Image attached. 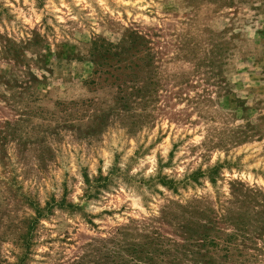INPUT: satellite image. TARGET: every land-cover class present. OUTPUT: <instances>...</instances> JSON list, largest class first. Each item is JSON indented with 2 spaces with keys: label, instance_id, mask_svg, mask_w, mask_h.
Segmentation results:
<instances>
[{
  "label": "rangeland",
  "instance_id": "374dc122",
  "mask_svg": "<svg viewBox=\"0 0 264 264\" xmlns=\"http://www.w3.org/2000/svg\"><path fill=\"white\" fill-rule=\"evenodd\" d=\"M7 2L0 264H264V0Z\"/></svg>",
  "mask_w": 264,
  "mask_h": 264
},
{
  "label": "clouds",
  "instance_id": "9594fccd",
  "mask_svg": "<svg viewBox=\"0 0 264 264\" xmlns=\"http://www.w3.org/2000/svg\"><path fill=\"white\" fill-rule=\"evenodd\" d=\"M5 5L6 6H11L10 4H8L7 0H5ZM61 7H65L67 8L68 5H61ZM84 7H91L90 5H84ZM101 7L104 9V11H108L109 10V6L103 5L101 4ZM163 7L162 4H142L139 2V0H137V2H133V0H119L118 4L116 6L111 7V11L113 12V14H115L117 12V10H122V11H126L128 13L129 16H132L136 10H142V9H156L157 11L159 10V8ZM59 9H57L58 11ZM93 14V13H90ZM65 15H67V13H65ZM251 15V13H249V16ZM34 18L36 20H39L40 17L33 14ZM76 17H72V19H75ZM57 19H59V17H57ZM141 19H146V17H141ZM150 22V21H149ZM248 31L251 33V29H248ZM153 135H155V133H153ZM132 149H129L128 154L131 155ZM220 154V153H218ZM107 161L105 162V167H107ZM146 163H150L152 166L149 167L147 169L146 172L141 173L142 176H147L148 174H154L155 173V152L152 153V155L145 157L143 160L140 161L139 164H137L135 167H133L131 169V173L134 175L137 172H140V169L143 168L144 164ZM121 167H123V165H121ZM165 172H168V169H164ZM156 187H160V185H156ZM124 189L121 188V191H123ZM144 195H147V192L144 193ZM132 206L134 208H138L139 212L144 213V215H155L157 214L155 212V210H153L152 212H145V209L143 207H141L140 205V197L137 196L136 199L132 202ZM118 221H120V217L116 218ZM121 222H127L126 220L121 221ZM6 249H11L12 245L11 243H5L3 245ZM44 249H41V251H43ZM9 260V264H15V257L8 255L6 257Z\"/></svg>",
  "mask_w": 264,
  "mask_h": 264
}]
</instances>
